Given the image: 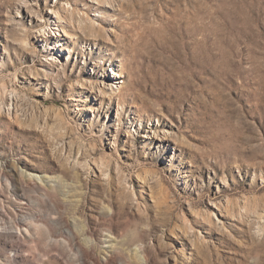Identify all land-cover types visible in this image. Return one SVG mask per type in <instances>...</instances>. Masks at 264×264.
I'll use <instances>...</instances> for the list:
<instances>
[{
	"label": "rangeland",
	"instance_id": "rangeland-1",
	"mask_svg": "<svg viewBox=\"0 0 264 264\" xmlns=\"http://www.w3.org/2000/svg\"><path fill=\"white\" fill-rule=\"evenodd\" d=\"M0 264H264V0H0Z\"/></svg>",
	"mask_w": 264,
	"mask_h": 264
},
{
	"label": "bare ground",
	"instance_id": "bare-ground-1",
	"mask_svg": "<svg viewBox=\"0 0 264 264\" xmlns=\"http://www.w3.org/2000/svg\"><path fill=\"white\" fill-rule=\"evenodd\" d=\"M113 74H115L114 77H120L118 73L114 72Z\"/></svg>",
	"mask_w": 264,
	"mask_h": 264
}]
</instances>
